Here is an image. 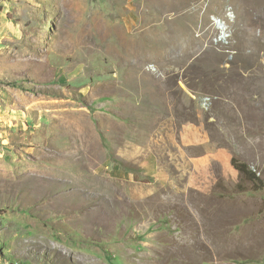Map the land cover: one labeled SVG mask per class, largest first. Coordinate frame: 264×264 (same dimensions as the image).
<instances>
[{"label": "rangeland", "instance_id": "374dc122", "mask_svg": "<svg viewBox=\"0 0 264 264\" xmlns=\"http://www.w3.org/2000/svg\"><path fill=\"white\" fill-rule=\"evenodd\" d=\"M0 264H264V0H0Z\"/></svg>", "mask_w": 264, "mask_h": 264}, {"label": "trees", "instance_id": "16d2710c", "mask_svg": "<svg viewBox=\"0 0 264 264\" xmlns=\"http://www.w3.org/2000/svg\"><path fill=\"white\" fill-rule=\"evenodd\" d=\"M232 163L239 170L243 179L250 180V181H257L258 180L261 182V179L256 174V171L251 169L246 162H241L234 157Z\"/></svg>", "mask_w": 264, "mask_h": 264}]
</instances>
